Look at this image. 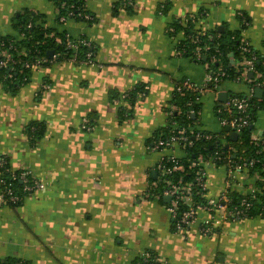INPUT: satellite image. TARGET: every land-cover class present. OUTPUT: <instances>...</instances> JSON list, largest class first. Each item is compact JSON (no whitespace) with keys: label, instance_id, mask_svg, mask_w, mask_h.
Masks as SVG:
<instances>
[{"label":"crops","instance_id":"1","mask_svg":"<svg viewBox=\"0 0 264 264\" xmlns=\"http://www.w3.org/2000/svg\"><path fill=\"white\" fill-rule=\"evenodd\" d=\"M118 1L87 0L85 9L93 16L87 22L59 21L52 0H0V36H17L13 19L29 10L47 28L84 36L94 47L91 63L63 60L38 66L14 91L0 83V156L13 170L27 169L43 183L17 206L0 203V259L137 264L141 253L152 251L164 264H264V210L226 221L209 235L198 230L206 215L199 211L195 223L178 232L166 202L147 191L162 156L184 155L178 147L148 148V140L168 125L175 84L185 79L200 84L207 72L206 64L176 53L184 34L180 30L172 37L169 25L191 20V31L201 34L237 31L264 55V0H132L128 10L114 9ZM238 12L248 20L245 28ZM136 86H143L144 94L114 98ZM217 91L211 94L219 120V93L227 98L242 92L221 84ZM258 110L253 125L261 135L264 109ZM199 114L201 106L194 128L201 124ZM35 122L43 131L33 138L26 128ZM87 123L90 130L83 127ZM225 178L223 166L206 168L207 197L220 194ZM262 178L246 170L234 190L246 194Z\"/></svg>","mask_w":264,"mask_h":264},{"label":"trees","instance_id":"2","mask_svg":"<svg viewBox=\"0 0 264 264\" xmlns=\"http://www.w3.org/2000/svg\"><path fill=\"white\" fill-rule=\"evenodd\" d=\"M86 1L87 0H52V3L58 12L59 21L60 17L63 16L65 17V20L73 18L92 22L93 16L85 9ZM131 6L132 0H119L114 9L120 7L128 10ZM164 10L165 8L161 7V12ZM84 14L91 16V19H84ZM242 16L247 20L245 15L242 14ZM39 19H41L40 15L26 10L17 18L13 19L14 21L12 25L17 32V36L7 34L0 36V60L7 56L12 59V61H9L5 67H0V83L8 85L13 91L29 80L32 70L37 67H34L36 59L41 58L45 60L39 66H45L51 62L63 60H73L76 63H85L86 54L91 53V62L93 61L94 47L86 37L81 36L72 38L68 35L67 38L65 32H58L55 29L47 28L42 23L38 22ZM240 19L241 28H245L247 24L242 23L241 17ZM190 21L191 20H189L185 26H182L180 21H174L169 25L168 29H173V31H168L169 35L172 37H175L180 30H182L184 34V38L176 43L175 49L179 50L183 48V56L201 61L207 65V70H223L225 72L223 81L234 80L235 78L240 77L244 66L239 65V62H241L246 55L240 48L241 37L239 32H218L214 29L201 34L197 31H191ZM21 34H23V36H21ZM68 39L71 43L77 45L75 49L67 46ZM82 41H84L83 44ZM251 48L257 56L254 61L255 68L260 72L261 78L263 79L264 55L259 54V52L252 46ZM48 51H52L50 57L47 56ZM196 52L198 53L197 55ZM230 59L233 60V63H230ZM26 63H28V66H26ZM144 92L145 89L143 86H136L131 90L115 95L114 98L134 99L135 96L138 94H144ZM123 94L124 96H122ZM194 97V93L188 90H181L179 92L174 90L171 99V105L174 108L171 109V113L168 116V125L156 131L154 136L148 140V143H150L156 138L166 137L171 131L174 132L184 129L185 135H187L193 143L190 147L187 146L184 148L185 156L176 159V163L181 166L182 169H178L171 174L160 175L159 178H156L155 180H150L148 188L151 193L154 191L160 192V189L163 186L162 179L166 178L173 182L181 179L184 183H191L193 201L203 204L206 202V190H202L201 187L196 184L195 178L199 171V167H193L191 164L193 161H197L200 158H207L213 155L216 149L224 154H229V159L233 162L243 161L249 163V161L252 160V164L247 167L249 174L257 173L260 177L264 176V130L261 135H256L253 125L256 111L258 109H264V95L260 98L252 97L251 101L253 105L250 109V124L239 132L235 141L229 140V134H227V131H224V129H221V131L216 133L210 132L213 135V138L209 140L205 139L203 136L195 138L197 129L193 127V124L197 118L200 104L195 101ZM123 114L127 115L126 111H123ZM172 122H175L176 127L172 126ZM86 125L89 124L87 123ZM42 131V123H31L26 128V132L33 138H35V136L39 137L42 134ZM200 132L201 134L208 133L204 130H198V133ZM223 138L225 141L221 143ZM226 144H228V147L225 146ZM0 159L3 161L0 166V192L5 193L8 197L7 191L10 190L18 199L15 201L6 200L5 203L9 206H17L26 195L32 193L26 192L23 189L24 183L19 178V175L25 169L13 170L9 166L6 157L0 156ZM214 162L216 166H222L225 164L223 159H215ZM173 163L174 161H168L165 162V165L169 167ZM33 179L35 178L30 174L29 180L31 181ZM153 183H156L157 185L153 186ZM255 188H257L255 192H248L246 194H241L236 190H228L227 194L230 198V201L227 204L228 208L232 209L234 206L242 207L240 206V201L244 198L250 203V206L246 209L245 215L242 218L262 214L264 210V178L257 180ZM159 200L163 201V197ZM185 208H188L185 204L179 206V210ZM145 252L149 253L151 257L147 262H144L141 256H139L136 261L137 264H151L153 263L152 259L155 256L158 257L152 251ZM18 263L28 264L21 259H0V264Z\"/></svg>","mask_w":264,"mask_h":264},{"label":"built area","instance_id":"3","mask_svg":"<svg viewBox=\"0 0 264 264\" xmlns=\"http://www.w3.org/2000/svg\"><path fill=\"white\" fill-rule=\"evenodd\" d=\"M238 15L242 18V23L247 24V20L242 16L241 12H238ZM84 19L90 20L91 16L84 14ZM61 21L65 20V17H60ZM29 26V25H28ZM169 31H173L172 28L168 29ZM23 36V34H21ZM68 38V34L66 35ZM241 51L246 55L243 57V60L239 62V65H243V70L241 72L240 77L235 78L234 80H240L241 76L247 79V76L249 73H252V78L248 79L249 82V89L245 93H230L228 94L226 100L221 103L216 111L218 114L219 122L222 128L228 127L227 134L230 132H235L237 135L241 130L250 124L251 117H250V109L252 107V97L254 96V92L256 88L262 89V94L264 95V78H261L260 72H258L255 68L254 61L256 60L257 56L254 53V51L251 48L250 43L246 40L241 38ZM84 41H82V44ZM178 43V41L176 42ZM67 46L70 48L75 49L77 47L76 44H73L69 41H67ZM176 53L178 55H182V52L184 49H175ZM4 53V52H3ZM91 53L86 54V60L84 61L86 63H91ZM75 58V57H74ZM73 58V59H74ZM214 60V58H213ZM9 61H12L10 57H6L4 59L0 60V67H5ZM44 59H36L35 60V66L38 67L42 62H44ZM26 66H28V63H26ZM225 76V72L221 69L217 70H211L208 69L204 80L200 84H196L188 79H185L174 86V90L176 92H179L181 90H188L192 93H194L195 101L199 102L200 97L206 93V92H214L217 93L218 87L223 81V77ZM124 96V94L122 95ZM255 97V96H254ZM262 97V96H261ZM174 108V107H172ZM171 110L168 111V116L170 115ZM172 126H175V122H172ZM86 130H90L89 125L83 126ZM203 136L205 139H212L213 135L208 132L206 134H201L197 132L195 133V138H199ZM225 140L222 139L221 143H223ZM192 140L188 138L187 135H185V130L180 129L174 132H170L169 135L166 137H159L153 140V142L148 145V148L153 150H164V149H174L175 147H178L181 149L184 153L183 156H185V147H190L192 145ZM229 154H224L223 152L219 150H215L214 154L207 157V158H200L197 161H193L191 166L193 167H199V171L197 173V176L195 178L196 184L201 187L202 190H206L205 186V175H206V168L210 165H215L214 160H220L223 159L225 161V164L222 166L226 170V178H225V185L220 194L213 198V197H207L205 193L206 202L205 203H197L194 202L192 199V185L188 182H182L181 179H178L176 182L168 180V179H162L163 186L160 189V192L154 191L151 193L148 188V195L152 196L153 198L160 199L161 197H168L169 201L165 203V208L167 212L170 214V217L173 221V227L178 232L186 231L190 226H192L196 219L199 211L204 212L206 215L203 217V220L198 225V230L203 235H209L211 234L216 227L220 226L222 223L226 221H235L238 219H241L245 215L246 209L250 206V203L246 201V199H242L240 201V206H234L232 209L228 208V203L230 201V198L228 197V190H234L235 187H237L239 180L238 175L242 172L247 170L248 165L252 164V160L249 161V163L243 162V161H235L229 159ZM182 157V156H180ZM179 156H175L174 154L164 155L162 156L158 162L155 164L154 170L157 173V178H159L160 175L164 174H171L172 172L176 170L182 169L181 166H179L176 163V159L180 158ZM168 161H174V163L167 167L165 165V162ZM2 160L0 159V166L2 165ZM31 173L25 169L21 174L19 175L20 180L24 183L23 189L26 192H33L36 189H40L43 187V183L39 180L33 179L29 180V175ZM156 183H153V186H156ZM257 188L253 187L250 189V192L253 193L256 191ZM8 197L5 195V193L0 192V203H5L7 201H15L17 200V196L12 194L10 190L7 191ZM181 204H185L188 206V208L179 210V206ZM141 258L144 262H147L148 259L151 257L149 253L143 252L141 253ZM153 263L151 264H164L162 259L159 257H154L152 259ZM21 264V263H18ZM140 264V263H138Z\"/></svg>","mask_w":264,"mask_h":264},{"label":"rangeland","instance_id":"4","mask_svg":"<svg viewBox=\"0 0 264 264\" xmlns=\"http://www.w3.org/2000/svg\"><path fill=\"white\" fill-rule=\"evenodd\" d=\"M188 59V58H187ZM230 86V91H234V92H242L244 93L246 90V82H245V78L243 76H241V82L238 81H229V80H225L222 81L221 83V87L224 88L225 86ZM233 88V89H232ZM205 94H203L201 96V104L205 103L204 105H200L201 106V113L199 114V118H200V122L201 124L196 125L195 129L202 131V129L208 130V131H212V132H218L220 125H219V120L217 119V116L215 115L213 108L215 105V102L213 101V95L211 93H208V103L207 101L204 100L205 98ZM207 103V105H206ZM263 110V109H259L258 111ZM202 120V121H201ZM211 121L213 122V126H211V124H208V128L206 127V121ZM221 168V167H220ZM222 171V169H221Z\"/></svg>","mask_w":264,"mask_h":264},{"label":"water","instance_id":"5","mask_svg":"<svg viewBox=\"0 0 264 264\" xmlns=\"http://www.w3.org/2000/svg\"><path fill=\"white\" fill-rule=\"evenodd\" d=\"M218 30H219V31H222V30H223V27H222V26L218 27ZM51 54H52V51H48V52H47V56H48V57H50ZM248 77H249V78H252V73H249V74H248ZM262 92H263V91H262L261 88H256V89H255V93H254L255 97L260 98V97L262 96ZM225 100H226V92H220V93H219V101H220V102H224ZM223 129H224V131H228V127H227V126L224 127ZM236 138H237V133H235V132H230V133H229V140H230V141H235ZM225 146L228 147V144H226ZM156 174H157L156 171L153 170V171L151 172V174H150V177L153 178V179H155V178H156ZM163 201H164V202H168V201H169V198H168V197H164V198H163Z\"/></svg>","mask_w":264,"mask_h":264}]
</instances>
